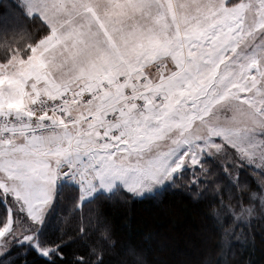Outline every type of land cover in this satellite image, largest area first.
I'll list each match as a JSON object with an SVG mask.
<instances>
[{"label":"snow or ice","instance_id":"1","mask_svg":"<svg viewBox=\"0 0 264 264\" xmlns=\"http://www.w3.org/2000/svg\"><path fill=\"white\" fill-rule=\"evenodd\" d=\"M164 187L206 202L199 264H251L264 0H0V264H152L112 210Z\"/></svg>","mask_w":264,"mask_h":264},{"label":"trees","instance_id":"2","mask_svg":"<svg viewBox=\"0 0 264 264\" xmlns=\"http://www.w3.org/2000/svg\"><path fill=\"white\" fill-rule=\"evenodd\" d=\"M205 203H192L184 193L165 187L155 195L134 200L128 208L113 209L112 216L122 236H133L145 244L152 264H199L211 242ZM251 235L255 245L234 241L232 248L241 261L264 264V217L253 220Z\"/></svg>","mask_w":264,"mask_h":264},{"label":"rangeland","instance_id":"3","mask_svg":"<svg viewBox=\"0 0 264 264\" xmlns=\"http://www.w3.org/2000/svg\"><path fill=\"white\" fill-rule=\"evenodd\" d=\"M164 188H165V187H164ZM164 188L157 190V193L160 192L161 190H163ZM166 188H167V187H166ZM147 196H149V195L146 194L144 197H147Z\"/></svg>","mask_w":264,"mask_h":264}]
</instances>
